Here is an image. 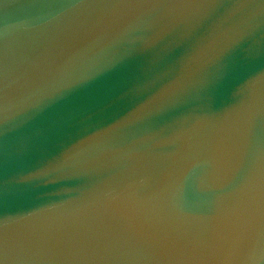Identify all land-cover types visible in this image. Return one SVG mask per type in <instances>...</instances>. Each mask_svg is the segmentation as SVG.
I'll list each match as a JSON object with an SVG mask.
<instances>
[{
  "label": "water",
  "instance_id": "95a60500",
  "mask_svg": "<svg viewBox=\"0 0 264 264\" xmlns=\"http://www.w3.org/2000/svg\"><path fill=\"white\" fill-rule=\"evenodd\" d=\"M0 264H264V0H0Z\"/></svg>",
  "mask_w": 264,
  "mask_h": 264
}]
</instances>
